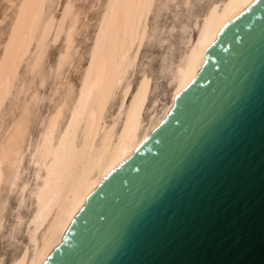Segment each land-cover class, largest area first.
<instances>
[{
  "label": "bare ground",
  "instance_id": "obj_1",
  "mask_svg": "<svg viewBox=\"0 0 264 264\" xmlns=\"http://www.w3.org/2000/svg\"><path fill=\"white\" fill-rule=\"evenodd\" d=\"M5 1L0 21L12 5L15 9L0 52V117L8 112L3 111L8 99V104L21 101V113L4 126L0 121V233L8 196L15 192L7 236L13 241L17 226L24 224V241L8 264H42L99 183L166 116L219 29L253 0H100L82 52L75 37L85 22L80 25L83 15L73 0H66L59 16L52 12L58 0ZM60 37L63 47L52 69L42 72L49 44ZM76 56L79 72L73 81L65 74ZM50 73L57 80L49 94L55 102L33 140L28 106L39 95L32 88L45 85ZM27 198L32 209L22 216Z\"/></svg>",
  "mask_w": 264,
  "mask_h": 264
},
{
  "label": "water",
  "instance_id": "obj_2",
  "mask_svg": "<svg viewBox=\"0 0 264 264\" xmlns=\"http://www.w3.org/2000/svg\"><path fill=\"white\" fill-rule=\"evenodd\" d=\"M42 264H264V0L219 29Z\"/></svg>",
  "mask_w": 264,
  "mask_h": 264
},
{
  "label": "rangeland",
  "instance_id": "obj_3",
  "mask_svg": "<svg viewBox=\"0 0 264 264\" xmlns=\"http://www.w3.org/2000/svg\"><path fill=\"white\" fill-rule=\"evenodd\" d=\"M15 1H17V0H15ZM59 1V5H58V7H53L52 8V12H53V14L55 15V16H59L62 12V6L63 5H65V3H66V0H58ZM94 1V2H93ZM100 0H73V4H74V9L76 10V11H78L79 13H81V15H83V19H82V17H80V25H82V24H84V22H85V24L84 25H82V26H80V30L78 31V33H77V35H76V37H75V39L77 38L78 39V41H77V39H76V41H75V43L77 44H75L76 45V49H78V51H84L85 49H86V47H87V45L89 44V36H90V34L89 33H91V31H92V28L90 27V25H92V24H94L95 23V18L97 17V15L99 14V10L101 9V4L100 3H102L101 1H103V0H101L100 2H99ZM97 2V3H96ZM15 3V2H14ZM85 3V4H84ZM99 3V4H98ZM90 7H89V6ZM59 6H60V8H59ZM0 19L2 18L1 16L3 15L2 13L4 12V10H5V8H6V1L5 0H0ZM15 6H11L10 8V13H9V15H8V17H6L4 20H2V21H0V52H1V47H2V41H4V38H6L7 37V35H8V33H9V31H10V27H8V26H10V23H11V19H12V16L14 15V14H12V12H14L13 10L15 9L14 8ZM86 7H88V8H86ZM95 7V8H94ZM14 8V9H13ZM82 8H83V10H82ZM93 8V9H92ZM96 8H98V9H96ZM13 9V10H12ZM88 9H89V11H88ZM86 10V11H85ZM85 13H84V12ZM91 11V12H90ZM88 12V13H87ZM80 15V16H81ZM165 17H167L166 19H168V17L170 16V13L168 12V13H165V15H164ZM163 16V18L165 19V17ZM85 17V18H84ZM87 17H89V18H87ZM91 18V21L89 20ZM93 18V19H92ZM94 21V22H93ZM88 22H90V23H88ZM2 26H3V30H2ZM7 27V28H6ZM87 27H89L88 29H87ZM92 27H93V25H92ZM86 31H84L83 29ZM90 29V30H89ZM9 30V31H8ZM82 30V33L80 32ZM90 31V32H89ZM2 33V34H1ZM84 33H85V35H84ZM87 35V36H86ZM80 37V38H79ZM85 37H87V38H85ZM81 39L83 40V42L81 41ZM87 39H88V41H87ZM59 41H57L56 43H50L49 44V46H48V48H47V50H46V55H47V59L44 61V64H43V69H42V72H45V70L46 71H48L49 69H52V67H53V65H54V60H55V57H56V55L58 54V52L62 49V42H63V38L62 37H60L59 39H58ZM82 42V43H81ZM79 43V44H78ZM148 48V47H147ZM83 49V50H82ZM149 49V48H148ZM164 49V48H163ZM146 50V49H145ZM155 51H157V52H155V54H159V53H161V51L159 50V49H155ZM160 51V52H159ZM148 52V51H147ZM50 60H49V59ZM48 60V61H47ZM77 60V61H76ZM79 60V57L78 56H76L75 57V64H74V66L71 68V69H69V71H67L66 73L67 74H65V77L67 78H69L70 80H73V81H75L76 79H77V76H78V61ZM158 60V58H156V62H158L157 61ZM52 61V62H51ZM45 62H46V64H45ZM82 62V60L80 61V63ZM155 62V63H156ZM52 63V64H51ZM49 65H50V68H49ZM47 68H48V70H47ZM44 70V71H43ZM76 70H77V72H76ZM52 73H53V71H51ZM52 73H50L51 74V76H48V78L46 79V81H45V85H43V86H41V87H39V85H36V83L34 84V86H33V88H32V90L33 91H35L36 93H37V95H39V101H37L36 103H29V104H31L30 106H28V118H27V120H28V133H29V136L31 137V139H33L34 140V138L36 137V135L38 134V129L40 130V128L42 127V125L40 124L41 123V121H42V118H44L46 115H47V113L51 110V108H52V106L54 105L53 104V101L55 102V98L56 97H51L49 94L51 93V89L54 87V84H55V82L57 81L56 80V78H55V76L54 75H52ZM74 73H76V74H74ZM55 74V73H54ZM74 74V75H73ZM22 75H23V72H22V70L20 69V71H19V79H21L22 78ZM54 76V77H53ZM74 76H76V77H74ZM51 77H53V79L51 78ZM74 77V78H73ZM67 78V79H68ZM76 78V79H75ZM47 80L49 81L48 83L50 84V85H47L46 84V82H47ZM52 80V81H51ZM163 84H164V82H163ZM50 86V87H49ZM43 87V88H42ZM48 88H50V90H48ZM44 89V90H43ZM39 92V94H38V92ZM45 91V92H44ZM46 91L48 92V93H46ZM44 93V95H43V93ZM46 94H48V100H47V96H45ZM42 95V97L40 98V96ZM51 97V98H50ZM46 99V101H45V99ZM50 99V100H49ZM52 100V103L50 102ZM8 101H9V99L5 102V104H4V106H3V111L6 109L8 112H6V114H2L4 117H2V118H4V119H2L1 117V119H0V121L2 122V124H3V126L4 125H6V124H8V123H10L12 120H14L15 118H18L19 116V114L21 113V101L20 100H15V101H13V100H11L10 99V102H9V104H12L13 103V105H9L8 104ZM16 103V104H15ZM15 104V105H14ZM19 104V105H18ZM9 105V106H8ZM38 105H39V107H38ZM41 105V106H40ZM17 106H19V107H17ZM14 107V108H13ZM17 107V108H16ZM38 107V108H37ZM12 108V110L10 111V110H8V109H11ZM19 108V109H18ZM40 108H42V109H40ZM18 111H19V113H18ZM37 112V113H36ZM12 114V115H11ZM45 114V115H44ZM11 116V117H10ZM12 117H13V119H12ZM34 118V119H33ZM41 119V120H40ZM40 120V121H39ZM6 121V122H5ZM6 123V124H5ZM39 124V125H38ZM30 125H31V127H30ZM38 126H40V127H38ZM38 128V129H37ZM34 133V134H33ZM25 163V162H24ZM30 170L31 169H29L28 170V172H27V177H29L30 176ZM14 194H15V196H14ZM12 195V196H11ZM15 198H14V197ZM10 198V199H9ZM8 203H7V207H6V210H5V213H4V215H5V219H4V224H3V228H2V230L4 231V232H2L1 231V233H0V235L2 236H5L4 234H6V237H3L2 236V238H1V236H0V252L2 253H0V255H2L4 258H3V263H5L6 264V262H7V264L9 263V260L12 258V256L13 255H15V253H16V251L20 248V246H21V243L20 242H23L24 241V238L22 239V237H24L23 236V232H22V229H24V224H21V225H19V226H17V228H16V232L14 231V236L16 237H14V242L17 244L18 242L20 243H18L16 246L14 245L15 243L13 242V241H11L12 243H14V244H12L11 242H10V240L8 239V236H7V234H8V232H9V230L11 229L10 227H11V225H12V223H13V221H14V217H15V212H14V207H15V204H16V193L15 192H13L12 194H9V196H8ZM28 199V198H27ZM15 200V201H14ZM12 207V208H11ZM29 208V209H28ZM31 209H32V207H31V204H30V200L28 199V201L26 200V203L24 204V205H22L21 207H20V211H19V214L20 215H22V216H27L28 214H29V212L31 211ZM28 213V214H27ZM27 214V215H26ZM6 219H7V221H6ZM12 222H11V221ZM9 222H11L10 224H8ZM5 225H6V228H8V230L5 228ZM18 230V231H17ZM21 230V231H20ZM21 233V234H20ZM15 234H17V235H15ZM20 235H22V236H20ZM20 237V238H19ZM4 238H5V240H4ZM7 239V240H6ZM3 240V241H2ZM22 240V241H21ZM4 241H6L5 243H7V244H5L4 243ZM8 241V242H7ZM17 241V242H16ZM4 243V244H3ZM9 244V245H8ZM5 245V246H4ZM20 245V246H19ZM7 246V247H6ZM9 246V247H8ZM13 246V247H12ZM17 247H19V248H17ZM1 249L3 250V252L5 253L6 251V253L4 254L2 251H1ZM7 249V250H6ZM11 251H10V250ZM12 255V256H11Z\"/></svg>",
  "mask_w": 264,
  "mask_h": 264
}]
</instances>
